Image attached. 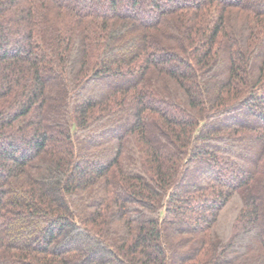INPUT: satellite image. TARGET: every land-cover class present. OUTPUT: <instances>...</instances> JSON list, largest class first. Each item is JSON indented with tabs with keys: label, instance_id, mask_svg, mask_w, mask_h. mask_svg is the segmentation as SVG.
<instances>
[{
	"label": "trees",
	"instance_id": "obj_1",
	"mask_svg": "<svg viewBox=\"0 0 264 264\" xmlns=\"http://www.w3.org/2000/svg\"><path fill=\"white\" fill-rule=\"evenodd\" d=\"M0 264H264V0H0Z\"/></svg>",
	"mask_w": 264,
	"mask_h": 264
}]
</instances>
